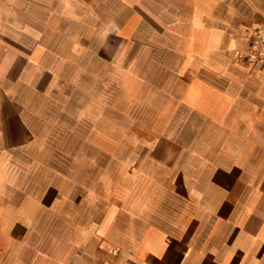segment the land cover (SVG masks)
I'll return each instance as SVG.
<instances>
[{
  "label": "crops",
  "instance_id": "1",
  "mask_svg": "<svg viewBox=\"0 0 264 264\" xmlns=\"http://www.w3.org/2000/svg\"><path fill=\"white\" fill-rule=\"evenodd\" d=\"M60 1L0 0V264H105L115 247L118 264H264V94L249 99L259 111L243 112L234 106L247 99L232 91L249 89L258 68L223 66L230 80L200 81L222 66L188 67L189 88L211 96L183 97L191 107L177 127L142 155L132 144L124 158L101 130L80 131L78 145L44 143L32 106L46 102L30 74L54 72L41 58L56 57L61 37L76 40L59 33ZM261 25L264 0H183V58L242 60ZM12 121L17 145L7 144Z\"/></svg>",
  "mask_w": 264,
  "mask_h": 264
},
{
  "label": "rangeland",
  "instance_id": "2",
  "mask_svg": "<svg viewBox=\"0 0 264 264\" xmlns=\"http://www.w3.org/2000/svg\"><path fill=\"white\" fill-rule=\"evenodd\" d=\"M59 14V33L69 32L76 40L61 37L54 45L56 57L41 58L43 66L54 72L30 74V82L39 85L36 95L46 102L32 106L33 127L50 131L42 138L44 143L78 145L83 143L80 131L101 130L107 135L102 142L109 148L125 146L124 158L132 144L145 148L142 155L148 145L163 143V132L177 127L179 117L191 107L183 97L190 101L195 95L211 96V88H189L194 74L188 67L196 65L222 66L213 75L199 73L200 81L230 80L233 74L223 72V66L257 67L251 69L254 81L246 86L249 89L232 91L234 97L247 99L236 109H260L259 102L252 104L249 99L264 94L262 85H256L264 82L260 69L264 63L183 58V0H61ZM19 71L17 67L11 74L16 83L22 75ZM213 93L220 96L222 89ZM209 104L201 102L200 107L207 111L228 107ZM12 130L7 144L17 145L25 139L19 136L18 122L12 121ZM133 130L141 132L139 138L132 136ZM96 135L93 141L100 139Z\"/></svg>",
  "mask_w": 264,
  "mask_h": 264
},
{
  "label": "built area",
  "instance_id": "3",
  "mask_svg": "<svg viewBox=\"0 0 264 264\" xmlns=\"http://www.w3.org/2000/svg\"><path fill=\"white\" fill-rule=\"evenodd\" d=\"M240 59L249 62L264 63V25L253 27L247 36V43L244 51L240 54ZM120 250L111 249L112 259L105 264H118L116 262Z\"/></svg>",
  "mask_w": 264,
  "mask_h": 264
}]
</instances>
